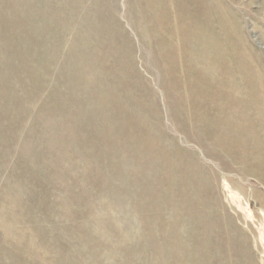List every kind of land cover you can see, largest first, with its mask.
<instances>
[{
    "label": "rangeland",
    "instance_id": "374dc122",
    "mask_svg": "<svg viewBox=\"0 0 264 264\" xmlns=\"http://www.w3.org/2000/svg\"><path fill=\"white\" fill-rule=\"evenodd\" d=\"M155 1L0 0V264H264V187L173 80L209 48ZM201 1L233 81L264 75V0Z\"/></svg>",
    "mask_w": 264,
    "mask_h": 264
},
{
    "label": "bare ground",
    "instance_id": "6f19581e",
    "mask_svg": "<svg viewBox=\"0 0 264 264\" xmlns=\"http://www.w3.org/2000/svg\"><path fill=\"white\" fill-rule=\"evenodd\" d=\"M145 1L147 11L151 14L146 22L163 24L165 18L155 14L156 10L161 8L159 2L155 0ZM187 4L186 0L182 3H175V8L179 15L178 19L182 23L184 22V25L181 29H175V33L172 30L169 36L172 37L179 34L182 37L183 48L187 50L189 46L183 38L187 37L190 28L196 29L199 26L201 33L199 32L197 34V40L200 44L201 42H206V48H209L208 51H205V49L202 51V56L204 55L206 58L205 65L209 68L214 67L216 70L215 72H210L212 75H209V77L207 76L209 74L207 72L204 77H199L198 72H196L195 77L192 78L191 75H188L189 72L185 71L173 77V80H178L177 82H179L177 87L179 95L181 96L180 100H189V102L192 100L195 84L200 91L204 92L194 93V98L189 103V106L183 108L185 111L191 109L194 117L202 116L209 119V125L207 127L209 141L215 145L221 146L222 144L229 158L232 157V160L238 163V165H243L242 174H246L247 172L254 173L260 184L264 187V75L258 70L246 67L244 70H246L248 75L242 77L240 81L234 82L230 68L228 67L229 64L221 56V52L218 48L216 51L212 49L211 43L214 42V38L211 37L212 34L210 35L201 26L200 20L205 14L203 2L201 0H190L189 14L183 13L181 15L180 13L187 7ZM191 6L193 7L192 9ZM198 7L201 9V12L198 11ZM154 19L157 21H154ZM225 19L227 22V18ZM185 24H187V29ZM232 29L233 36L235 37L234 27ZM202 37L205 38L202 39ZM231 39H228V42L233 46V39ZM233 56L236 60L238 59L236 54ZM192 83L194 87L190 94V85ZM217 86L218 89L215 90ZM184 91L186 94L183 97L182 92ZM183 101L180 102L182 103ZM194 104L195 106L201 104L197 111L193 108ZM215 104H217L218 108L215 107L217 111L214 113L212 109ZM218 241L220 243L219 246L225 243L227 245L230 238L224 233L221 234L220 240ZM215 252H213L214 254L212 256L214 258L213 262L220 264L218 261L219 258H217L218 254ZM245 255H248L246 251L243 254V264H250L248 262V256Z\"/></svg>",
    "mask_w": 264,
    "mask_h": 264
}]
</instances>
